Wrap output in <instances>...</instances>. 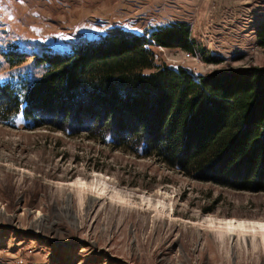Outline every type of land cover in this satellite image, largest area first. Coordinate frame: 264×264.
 Instances as JSON below:
<instances>
[{"label":"rangeland","instance_id":"1","mask_svg":"<svg viewBox=\"0 0 264 264\" xmlns=\"http://www.w3.org/2000/svg\"><path fill=\"white\" fill-rule=\"evenodd\" d=\"M182 21L196 51L154 46L158 63L196 74L264 66V0H0V80L39 78L38 56ZM11 50L29 56L12 67ZM14 124L0 122V264H264L257 239L220 241L205 222L264 219V191L189 177L85 131Z\"/></svg>","mask_w":264,"mask_h":264},{"label":"trees","instance_id":"2","mask_svg":"<svg viewBox=\"0 0 264 264\" xmlns=\"http://www.w3.org/2000/svg\"><path fill=\"white\" fill-rule=\"evenodd\" d=\"M256 37L264 47V24ZM154 46L196 51L182 21L149 35L112 33L67 54L38 56V64L47 62L39 78L0 80V122L15 125L20 117L30 129L85 131L189 177L264 191V66L196 74L158 63ZM4 55L12 67L29 56Z\"/></svg>","mask_w":264,"mask_h":264},{"label":"bare ground","instance_id":"3","mask_svg":"<svg viewBox=\"0 0 264 264\" xmlns=\"http://www.w3.org/2000/svg\"><path fill=\"white\" fill-rule=\"evenodd\" d=\"M99 194H102L100 192ZM164 204H160L158 208V215H162V208ZM227 221H234L235 223L229 225ZM206 226L215 229L217 232V237L220 241H224L226 238L231 239L233 235H238L244 244H248L249 241L247 236L251 238V241L257 239L259 245L264 251V230H262L259 225L264 224V219H246L238 217H209L205 220ZM241 222H243V227H241ZM234 237V236H233ZM225 243V242H224ZM249 245V244H248ZM253 245V243H252Z\"/></svg>","mask_w":264,"mask_h":264},{"label":"snow or ice","instance_id":"4","mask_svg":"<svg viewBox=\"0 0 264 264\" xmlns=\"http://www.w3.org/2000/svg\"><path fill=\"white\" fill-rule=\"evenodd\" d=\"M227 223H228L229 225H232V224H234L235 222H234V221H227ZM241 227H243V222H241ZM259 227H260L262 230H264V224H260Z\"/></svg>","mask_w":264,"mask_h":264}]
</instances>
